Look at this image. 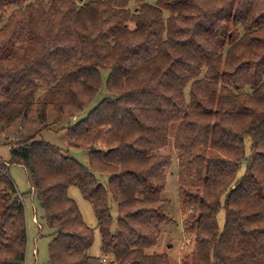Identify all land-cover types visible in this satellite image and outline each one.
Segmentation results:
<instances>
[{"label": "trees", "instance_id": "obj_1", "mask_svg": "<svg viewBox=\"0 0 264 264\" xmlns=\"http://www.w3.org/2000/svg\"><path fill=\"white\" fill-rule=\"evenodd\" d=\"M102 88L66 128L88 167L36 140L48 109L75 119ZM31 115L40 129L0 161V264L25 263L24 195L9 165L43 212L48 264H169L152 249L173 222L162 196L173 160L158 154L172 125L193 239L180 263L264 264V0H0V136ZM71 188L92 207L98 258Z\"/></svg>", "mask_w": 264, "mask_h": 264}, {"label": "rangeland", "instance_id": "obj_2", "mask_svg": "<svg viewBox=\"0 0 264 264\" xmlns=\"http://www.w3.org/2000/svg\"><path fill=\"white\" fill-rule=\"evenodd\" d=\"M154 0H150L153 3ZM106 73H102V83L104 84ZM105 95L104 88L102 93L75 119H66L65 117H58L51 109L47 111L46 127L40 130L36 140L48 143L62 151L67 152L78 163L88 167L89 160L86 151L81 149L71 148L67 144L66 128L74 124L87 115V113L100 101ZM175 125L171 126L168 144L165 148L160 150L158 154L170 155L172 157V166L166 172V188L163 193V198L169 204L164 210V213L173 221L161 228L160 237L156 246L152 249L153 252L158 254H166L169 264H181L180 261L184 258L190 260L191 252L193 250V239L184 234L182 221L184 215L179 209L176 181H177V158L178 154L173 147V137L175 133ZM40 129L36 118L31 115L20 126L5 132L0 136V161L8 163L10 161V146L14 143L23 141L31 136H34ZM244 148L246 155L250 152V142L248 138L244 139ZM8 174L12 180L18 195H24V220L26 227V250H25V263L24 264H48V245L51 241V233L42 221V210L38 206L35 197L29 194L30 187L27 183L25 171L21 166L9 165ZM244 170L242 164L238 175H241ZM96 179L104 183L106 178L100 174H95ZM68 195L76 203L78 210L84 223L93 230L94 240L88 254L91 257H100V235L96 226V219L93 214L91 205L85 201L76 188H71ZM111 215L113 218V228H115L116 219V206L112 205ZM224 213L222 210L217 215V224L219 229L223 228Z\"/></svg>", "mask_w": 264, "mask_h": 264}, {"label": "water", "instance_id": "obj_3", "mask_svg": "<svg viewBox=\"0 0 264 264\" xmlns=\"http://www.w3.org/2000/svg\"><path fill=\"white\" fill-rule=\"evenodd\" d=\"M89 151H90V152H95L96 149H95L93 146H90V147H89Z\"/></svg>", "mask_w": 264, "mask_h": 264}, {"label": "built area", "instance_id": "obj_4", "mask_svg": "<svg viewBox=\"0 0 264 264\" xmlns=\"http://www.w3.org/2000/svg\"><path fill=\"white\" fill-rule=\"evenodd\" d=\"M103 261H105V260H103Z\"/></svg>", "mask_w": 264, "mask_h": 264}]
</instances>
